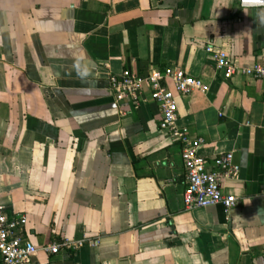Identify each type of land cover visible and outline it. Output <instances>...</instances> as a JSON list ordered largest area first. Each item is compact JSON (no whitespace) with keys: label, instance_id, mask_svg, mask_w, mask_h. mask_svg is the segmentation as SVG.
<instances>
[{"label":"crops","instance_id":"crops-1","mask_svg":"<svg viewBox=\"0 0 264 264\" xmlns=\"http://www.w3.org/2000/svg\"><path fill=\"white\" fill-rule=\"evenodd\" d=\"M264 64V6L238 0H0V203L27 217L31 264H264V80L225 79L208 46ZM176 66L179 96L236 206L186 209L182 148L155 101L117 102L112 74ZM125 112L124 114L122 112ZM64 239L84 243L41 247Z\"/></svg>","mask_w":264,"mask_h":264},{"label":"built area","instance_id":"built-area-1","mask_svg":"<svg viewBox=\"0 0 264 264\" xmlns=\"http://www.w3.org/2000/svg\"><path fill=\"white\" fill-rule=\"evenodd\" d=\"M238 5L241 8L264 6V0H238ZM207 50L213 52L217 68L223 72L225 79H231L240 71L248 77L264 80V64L241 67L225 50L212 45ZM109 89L117 102L127 100L134 108L148 102L149 98L157 103L161 111L160 130L182 148L186 167L187 184L183 196L186 209L221 204L229 210L237 205V196L225 193L222 188L224 179H236L239 176L240 167L233 162L234 152L219 155L212 167L209 159L200 154V148L206 142L205 138L192 136L189 127L179 123L178 97H187L195 91L207 93L209 84L182 68L166 66L147 73L127 68L120 75L112 74L109 78ZM26 223V215L9 211L0 203V264H31L40 250L38 245L26 237ZM83 243V239H64L41 248L58 253L61 247L77 248Z\"/></svg>","mask_w":264,"mask_h":264}]
</instances>
